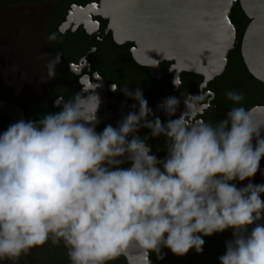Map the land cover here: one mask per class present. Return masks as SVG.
<instances>
[{
	"label": "clouds",
	"instance_id": "1",
	"mask_svg": "<svg viewBox=\"0 0 264 264\" xmlns=\"http://www.w3.org/2000/svg\"><path fill=\"white\" fill-rule=\"evenodd\" d=\"M59 63V52L47 57L49 79ZM79 83L57 96L58 111L0 132V261L62 243L70 264H109L133 246L151 264L164 248L201 254L204 237L231 229L220 264H264V184L251 179L264 158V120L242 106L243 93H224L235 106L214 124L188 119L186 98L187 111L171 119L181 101L167 96L162 122L141 88L125 84L131 110L97 132L102 85ZM161 137L158 157L149 141Z\"/></svg>",
	"mask_w": 264,
	"mask_h": 264
},
{
	"label": "flooded vegetation",
	"instance_id": "2",
	"mask_svg": "<svg viewBox=\"0 0 264 264\" xmlns=\"http://www.w3.org/2000/svg\"><path fill=\"white\" fill-rule=\"evenodd\" d=\"M0 11V42L10 45L0 48V100L11 102L23 110L26 120L58 111L54 100L57 96L67 98L80 91L79 80L85 86L95 82L102 85L96 90L102 100L97 132L106 124L115 127L122 115L131 110L133 101L126 99L120 91L125 84L131 90L141 88L149 107L162 122L169 117L157 106L165 97L173 95L181 103L171 119L187 111L183 102L186 98L191 102V112L186 114L188 119H203L214 124L235 106L224 95L229 90L243 93L242 106L246 109L264 106V83L249 72L242 56L243 38L252 19L246 16L239 0L229 14L238 36L236 45L227 56L225 70L212 79L185 69L175 60H162L156 64L137 62L135 55L144 57L154 54V48L138 47L129 40L117 43L110 19L103 16L106 12L101 0H0ZM8 23L11 25L6 26ZM23 29H26V35ZM53 32L57 34V39L49 41L47 36ZM58 52L60 63L55 77L49 79L45 67L47 57H55ZM142 61L149 59L143 58ZM112 85L118 86L116 91H112ZM195 95L201 99L196 101L193 98ZM5 120L0 132L6 128L9 118L5 117ZM146 133V129L140 130L141 135ZM149 143L158 157L166 155L163 137ZM157 147L161 151H157ZM261 172H264V158L260 162V170L251 178L253 183L264 184ZM240 183L247 181L238 182V186ZM231 231L228 229L204 237L201 254L190 250L184 256H177L164 248V259H157L155 253L149 256L158 263L220 264L218 257L225 252V241L232 238ZM120 256L128 264L127 259ZM0 264L13 262L3 260ZM14 264L70 262L62 243H47L21 255Z\"/></svg>",
	"mask_w": 264,
	"mask_h": 264
},
{
	"label": "water",
	"instance_id": "3",
	"mask_svg": "<svg viewBox=\"0 0 264 264\" xmlns=\"http://www.w3.org/2000/svg\"><path fill=\"white\" fill-rule=\"evenodd\" d=\"M237 1L101 0V3L106 12L103 16L110 19L117 43L129 40L138 47L154 48V54L135 55L137 62L156 64L162 60H175L185 69L212 79L225 70L227 56L238 39L229 18ZM239 1L246 16L252 19L243 38L242 56L249 72L264 83V0ZM141 58L149 61L144 62ZM251 115L256 121L264 120V106L251 110ZM0 116L9 118L6 128L17 120H26L23 110L2 100ZM261 135L264 136V129ZM122 256L128 264H145L135 246ZM149 260L151 264H168L155 262L150 256Z\"/></svg>",
	"mask_w": 264,
	"mask_h": 264
},
{
	"label": "trees",
	"instance_id": "4",
	"mask_svg": "<svg viewBox=\"0 0 264 264\" xmlns=\"http://www.w3.org/2000/svg\"><path fill=\"white\" fill-rule=\"evenodd\" d=\"M1 12V11H0ZM6 122L5 117L0 116V126L4 125ZM120 259L116 258L112 261H109V264H126L123 257L119 256Z\"/></svg>",
	"mask_w": 264,
	"mask_h": 264
},
{
	"label": "rangeland",
	"instance_id": "5",
	"mask_svg": "<svg viewBox=\"0 0 264 264\" xmlns=\"http://www.w3.org/2000/svg\"><path fill=\"white\" fill-rule=\"evenodd\" d=\"M9 25H11V24H7L6 26H9ZM5 28V27H4ZM4 28H3V31H2V33H4ZM23 31L25 32V35H26V29H23ZM0 33H1V31H0ZM25 35H23V37H25ZM8 41V40H7ZM11 42V41H10ZM9 41H8V43H10ZM15 43V42H14ZM3 45H6V44H2L1 42H0V48L1 47H9L10 45L8 44V45H6V46H3Z\"/></svg>",
	"mask_w": 264,
	"mask_h": 264
}]
</instances>
